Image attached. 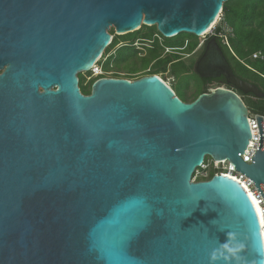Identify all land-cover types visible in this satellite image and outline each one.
<instances>
[{
  "label": "water",
  "instance_id": "water-1",
  "mask_svg": "<svg viewBox=\"0 0 264 264\" xmlns=\"http://www.w3.org/2000/svg\"><path fill=\"white\" fill-rule=\"evenodd\" d=\"M227 0H0V264H264L261 225L226 159L260 190L262 117L216 86L184 102L157 74L79 87L116 34L201 36ZM242 93L211 37L196 63Z\"/></svg>",
  "mask_w": 264,
  "mask_h": 264
},
{
  "label": "trees",
  "instance_id": "trees-1",
  "mask_svg": "<svg viewBox=\"0 0 264 264\" xmlns=\"http://www.w3.org/2000/svg\"><path fill=\"white\" fill-rule=\"evenodd\" d=\"M222 19L219 24L216 25V31H222L223 27L228 28V37L230 48L233 53H230L228 48L220 42L218 38L216 41L222 47L225 54L232 60L235 67L234 72L240 77L248 78L257 84L264 91V0H227L223 3ZM146 28L144 33H141L140 29ZM139 30L121 35L124 39L133 40L136 37L151 38L152 33H158L155 26L142 25ZM112 34V32H110ZM174 36L172 38H165L164 43L166 46L174 47L181 45L185 39L191 41L189 48H194L197 45V37L191 34H184ZM143 35V36H138ZM213 35L207 37L210 38ZM260 51L263 55L262 58H253L254 52ZM159 53H162V49L157 42H154L152 48H148L146 56L142 59L143 66L146 67L151 59L155 58ZM137 51L132 46H126L125 49H120L116 52L113 60L116 65L126 60L135 58ZM160 61L166 63L170 60L169 57ZM110 58L104 63V68H107ZM165 69V66L161 68H155L151 73L157 74L159 70ZM176 69H180L178 66ZM174 71L175 68H174ZM92 83V82H91ZM175 84H172L171 87ZM79 87L82 93L88 94L90 92V85L86 87L83 85V79L79 78ZM172 89L174 90V88ZM176 87V86H175ZM243 99L244 103L248 107L251 113H258L264 115V98H256L251 95L246 96L242 92H237ZM246 96V98H245ZM254 103V106L252 105ZM255 104H260L255 107ZM214 171L209 170L208 177L212 176ZM205 179L200 176L198 180Z\"/></svg>",
  "mask_w": 264,
  "mask_h": 264
},
{
  "label": "built area",
  "instance_id": "built-area-1",
  "mask_svg": "<svg viewBox=\"0 0 264 264\" xmlns=\"http://www.w3.org/2000/svg\"><path fill=\"white\" fill-rule=\"evenodd\" d=\"M221 15L222 13H220L219 16L217 17L218 18L217 22L221 19ZM228 34L229 32L226 26L223 27L222 31L217 32L216 24H215L213 25L212 28L209 29L207 33H203L201 35V37H203L202 38L203 40L199 42V44L196 47L200 46L204 42V39H206V35L207 36L213 35L217 37L220 40V42L229 49L231 53H233L229 45L230 43H229ZM143 41H146L148 43L145 44L143 43ZM154 42H157L159 46H161L162 48L166 50V52L171 50V47L165 45L164 37H162L159 33L154 34L153 37L151 38L136 37L133 40L125 39V40H116L115 42L114 40L111 39L106 47V50L102 52L101 56L94 62V64L90 67V69L88 71H85V72H90L92 74V77H89L86 82L89 83L93 79V77L96 78L99 76H105L103 75L104 63L107 61V59L113 58L119 48L125 47V46H132L136 51H138L137 47L140 44L142 45L145 44L144 46H146V48L144 49H148V48H152ZM252 57L262 58L263 55L260 51H257L252 54ZM258 116L262 117V121H261V126H262V131H263L262 132V135H263L262 137L263 147L262 148H264V115L249 112L248 123L251 129V138L249 140V143L244 153L240 154L243 161L245 162H251L252 160L251 158L255 154V151L257 150V147H258L259 129H258V124H257V119H256V117ZM210 169H212L214 173L228 175L246 187L247 191H249V193L253 196L256 203L260 206V209H261L260 213L262 217L261 229L264 232V199L261 196L260 192L258 191L257 187H255L254 183L248 177H246L243 173L235 170L233 164H231L226 159L216 161V160H212L210 157H205L203 163L198 169L195 170V172H198L200 170L201 176L208 178V173ZM192 180H195V178L193 177ZM259 188L264 194V185L260 184Z\"/></svg>",
  "mask_w": 264,
  "mask_h": 264
},
{
  "label": "flooded vegetation",
  "instance_id": "flooded-vegetation-1",
  "mask_svg": "<svg viewBox=\"0 0 264 264\" xmlns=\"http://www.w3.org/2000/svg\"><path fill=\"white\" fill-rule=\"evenodd\" d=\"M210 38L206 39L200 46H198V47L195 46L194 48H189V44L191 43V41L189 40V38L185 39V41L181 45L171 47V50H169L168 52L162 51V53H159L155 58L151 59L149 62L155 68H161L162 66H165V68L167 67L170 70V72L174 78V84L176 86V87L172 86L174 88L173 91H174L175 95H177L184 102H191L199 94L209 92L212 88H214L216 86H223V87H227V88H229L235 92H241L234 85L227 83L224 75H222V74L217 75V76H203L200 72L196 71V69H195L196 63L201 58V56L205 50L206 43ZM215 40H216V38H215ZM217 44H218V42H217ZM218 46L221 49V51H222L225 59L227 60L228 64L230 65L233 73L238 78H240L242 80L248 81L250 83H254L252 80H250L248 78L240 77L239 75L236 74V72H234L235 67L233 65L232 60L227 57L224 50L222 49V47L219 44H218ZM146 54H147V52H146ZM146 54L143 57L139 58L138 62L140 64V66H143L142 59L146 56ZM166 57H169L170 60H168L166 63H161L160 61L165 60L164 58H166ZM178 66L180 67V69H176ZM174 68L176 71H174ZM151 72L145 73V74H152ZM145 74H142V75H145ZM142 75H140V76H142ZM123 78H125V77H123ZM181 79H183L186 83V86L182 91H180L177 88L178 81H181ZM167 83L170 84L168 81H167ZM261 91L264 93V91L262 89H261ZM244 95H246V96L251 95V96L255 97L251 93H246Z\"/></svg>",
  "mask_w": 264,
  "mask_h": 264
},
{
  "label": "rangeland",
  "instance_id": "rangeland-1",
  "mask_svg": "<svg viewBox=\"0 0 264 264\" xmlns=\"http://www.w3.org/2000/svg\"><path fill=\"white\" fill-rule=\"evenodd\" d=\"M221 19H222V17H221ZM220 22H221V20H219L216 23V25L219 24ZM109 31L115 33L113 28H110ZM140 31H141V33H144L146 31V28H141ZM154 34H156V33L153 32L152 33V37H153ZM181 35H183V34H179L177 36L180 37ZM138 36H143V35H138ZM202 38L203 37H197V39H196L197 45L199 44V42H201L203 40ZM117 39L118 40H123L124 37H122V36L118 37L117 36ZM143 43L146 44L148 42L143 41ZM145 44H143V45L140 44L137 47L138 49L136 48L138 51H137V54H136L135 58H132L130 60H126V61H124L122 63H119L118 65L115 64L114 60L109 61V64L107 65V68L106 69L104 68L103 75H105V76H114V77L115 76H120V77H125V78H128V79H134V78L139 77L142 74L149 73V72L153 71L155 67L152 64L149 63L146 67H144V66H140V64L138 62L139 58L143 57L146 54V52H148L147 49H144V48H146V46H144ZM159 47L162 49V51H166L161 46H159ZM122 49H125V47L122 48ZM157 75H160L163 79L168 81L170 83V85L174 84V78H173L170 70L167 67L165 69L159 70ZM78 76H79V78L83 79V85L84 86H86V87H89V85L91 86V81L89 83L86 82L89 77H92V74L90 72L79 73ZM94 80H95V78H94ZM185 86H186V83H185V81L183 79H181V81H178L177 88L180 91H182L185 88ZM245 98H246V96H245ZM252 105L254 106V103ZM258 105H260V104H255V107H257ZM200 176H201L200 170L193 174V177L195 178V180H198L200 178Z\"/></svg>",
  "mask_w": 264,
  "mask_h": 264
},
{
  "label": "bare ground",
  "instance_id": "bare-ground-1",
  "mask_svg": "<svg viewBox=\"0 0 264 264\" xmlns=\"http://www.w3.org/2000/svg\"><path fill=\"white\" fill-rule=\"evenodd\" d=\"M218 18L215 19V21L213 22V24H215V22L217 21ZM212 24V25H213ZM159 76V75H158ZM160 77V76H159ZM161 78V77H160ZM163 79V78H162ZM165 81V79H163ZM167 83V81H165ZM243 187L245 188V190L247 191L246 187L243 185ZM253 205H254V208L256 210V214L258 216V219H259V224L261 225V222H262V217H261V209H260V206L256 203V201L254 200L253 196L249 193V191H247ZM261 232H262V238H263V245H264V232L262 231L261 229Z\"/></svg>",
  "mask_w": 264,
  "mask_h": 264
},
{
  "label": "clouds",
  "instance_id": "clouds-1",
  "mask_svg": "<svg viewBox=\"0 0 264 264\" xmlns=\"http://www.w3.org/2000/svg\"><path fill=\"white\" fill-rule=\"evenodd\" d=\"M217 23V21L215 22V24ZM215 24H213V25H215ZM213 25H211L210 26V28H212L213 27ZM209 28V29H210ZM209 29L206 31V32H204V33H207L208 31H209ZM109 33H110V31H109ZM159 33V32H158ZM111 34V33H110ZM160 34V33H159ZM121 35H124V34H116V33H113L112 32V34H111V39L112 40H114V42L116 41V40H118L117 39V36L119 37V36H121ZM161 35V34H160ZM162 36V35H161ZM163 37V36H162ZM199 37H201V36H199ZM207 35H206V39H207ZM212 37H215V36H212ZM217 38V37H216ZM206 39H204V41L206 40ZM123 40H125V39H123ZM122 48H124V47H121V48H119L118 49V51L120 50V49H122ZM125 48H126V46H125ZM104 50H106V48L104 49ZM148 50V49H147ZM113 60V58H111V60H109V61H112ZM79 77V76H78ZM99 77H102V76H99ZM99 77H96L95 79H97V78H99ZM111 77H114V76H111ZM115 77H120V76H115ZM128 79V78H127ZM94 81V78L91 80V82H93ZM170 85V84H169ZM172 88V87H171ZM227 88V87H226ZM250 112V111H249ZM198 169V168H197ZM195 173V172H194ZM193 178V177H192ZM209 178V177H208ZM208 178H205V179H208Z\"/></svg>",
  "mask_w": 264,
  "mask_h": 264
}]
</instances>
